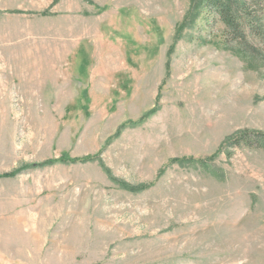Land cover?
I'll list each match as a JSON object with an SVG mask.
<instances>
[{
  "label": "rangeland",
  "instance_id": "obj_1",
  "mask_svg": "<svg viewBox=\"0 0 264 264\" xmlns=\"http://www.w3.org/2000/svg\"><path fill=\"white\" fill-rule=\"evenodd\" d=\"M225 31L202 0H0V175L58 161L0 178V264H264V150L223 147L264 133V62Z\"/></svg>",
  "mask_w": 264,
  "mask_h": 264
},
{
  "label": "trees",
  "instance_id": "obj_2",
  "mask_svg": "<svg viewBox=\"0 0 264 264\" xmlns=\"http://www.w3.org/2000/svg\"><path fill=\"white\" fill-rule=\"evenodd\" d=\"M205 10L215 14L225 26V46L234 54L245 60L264 62V0H202ZM246 146L252 149L264 150V133L241 131L227 138L223 144L226 149ZM230 154V153H228ZM70 163H89L97 161L108 178L121 188L129 192H140L146 186H132L114 177L112 171L99 157H87L83 159L69 160L67 157L60 160ZM58 161H46L44 163L27 164L22 167L0 175V178H13L27 170L46 168L53 166ZM179 165L192 163L199 165L210 173L211 167L203 161H172Z\"/></svg>",
  "mask_w": 264,
  "mask_h": 264
}]
</instances>
